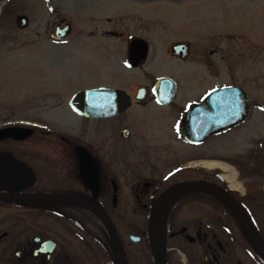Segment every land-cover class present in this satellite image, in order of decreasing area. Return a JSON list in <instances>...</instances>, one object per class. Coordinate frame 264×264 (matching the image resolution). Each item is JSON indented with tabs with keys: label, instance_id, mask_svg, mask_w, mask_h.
Instances as JSON below:
<instances>
[{
	"label": "flooded vegetation",
	"instance_id": "flooded-vegetation-1",
	"mask_svg": "<svg viewBox=\"0 0 264 264\" xmlns=\"http://www.w3.org/2000/svg\"><path fill=\"white\" fill-rule=\"evenodd\" d=\"M9 1L0 0V15ZM71 1L74 20L43 2L55 17L40 25L45 41L39 45L87 38L92 57L109 63L113 75H120V67L132 73L125 82H79L66 72L79 63L43 58L36 60L32 74L27 64L8 88L0 80V264H156L148 235L151 216L163 239L165 264H264L252 235L255 230L264 242V133L240 135L252 146L241 157L246 163L207 157L203 150L211 139L244 125L253 107L264 106L233 83L207 89L199 84L203 72L190 75L183 95L178 76L157 77L148 70L158 56L204 67V36L164 45L166 38L154 26L131 30L123 12L95 8L91 0ZM3 18L1 30L12 34L10 42L17 39L16 30L22 41L15 43L28 49L27 16ZM54 24H68V36L53 37ZM172 43L180 45L170 54ZM160 77L171 79L174 88L156 89ZM137 86L143 88L135 91ZM226 86L245 94L244 118L203 138L197 131L186 138L189 111ZM97 88L122 91L125 106L100 116L92 114V106L86 114L72 107L78 92ZM75 103L79 108L80 101ZM204 161L224 163L235 176L202 166ZM168 191L174 195L156 207ZM234 204L244 209L254 230Z\"/></svg>",
	"mask_w": 264,
	"mask_h": 264
},
{
	"label": "rangeland",
	"instance_id": "rangeland-1",
	"mask_svg": "<svg viewBox=\"0 0 264 264\" xmlns=\"http://www.w3.org/2000/svg\"><path fill=\"white\" fill-rule=\"evenodd\" d=\"M44 1L46 0H10L2 7L0 80L5 88H8L9 81L14 83V79L25 72L24 68L27 64L30 67V74L34 73L36 60L43 58L62 63H79L80 65L70 66V69L66 70L75 81L79 80V82L113 84L114 81L125 82L128 79L127 74L132 71L126 67L117 69L120 75L115 76L113 67L109 63L93 58L90 49L93 44L87 38H74L61 46L39 45L45 41L40 25L55 17L46 10ZM48 1L57 5L61 17L74 20L69 10L73 8L71 0ZM89 4L95 8L127 14L125 25L131 30L139 25L154 26L155 30L160 31L162 37L166 38L163 41L164 45L165 42L180 37L204 36L207 45L204 67L170 62L166 56H158V59L148 65V70L154 74L153 76L169 74L178 76L181 89L184 90L183 95L190 88L186 85L189 83L190 75L203 72L206 76L199 84L206 85L207 89L215 85L233 83L242 86L251 99L258 103L256 105L264 106V0H91ZM19 14H25L30 22L29 28L23 30L27 32L28 49H23L20 44L15 43L22 41L19 32L12 31L17 37L12 44L10 42L12 34H5L2 32L4 30H1L6 24L2 21L3 15L9 19V16ZM211 48H218L217 53L208 55ZM209 61H212L210 65H208ZM132 77L137 78L139 75L134 73ZM139 79L142 80V74ZM256 120L258 123H253ZM240 128L211 139L203 147L205 155L223 156L235 159L237 163H246L241 157H245L252 146L246 143L244 137L242 141L240 135L244 131V133L249 132L254 138L258 135L262 136L264 110L253 107V115ZM176 262L182 264L181 261L176 260Z\"/></svg>",
	"mask_w": 264,
	"mask_h": 264
},
{
	"label": "water",
	"instance_id": "water-1",
	"mask_svg": "<svg viewBox=\"0 0 264 264\" xmlns=\"http://www.w3.org/2000/svg\"><path fill=\"white\" fill-rule=\"evenodd\" d=\"M24 19V17H22ZM69 25L65 24L60 26L59 24H54L52 35L58 39H63L68 36ZM180 43H172L169 45L168 52L173 54L179 47ZM183 56V55H182ZM173 82L171 79L166 77H160L156 81V89H173ZM142 86L135 87V91L142 89ZM76 101H80V107H76ZM72 107L79 113L86 114L87 107L92 106L94 111L92 114L94 116L100 115H112L118 113L124 106L123 92L115 89L109 88H97L89 89L78 92L72 102ZM103 105V108H102ZM247 112L246 108V96L241 91L240 88L236 86H226L220 89L210 92L207 96L205 103L193 107L188 113L187 125L184 129V134L186 138L191 139L188 133L192 131L200 132L201 138L208 136L210 133H214L218 130L226 128L234 123L241 121ZM199 117L196 125H191L193 119ZM199 139V137L197 138ZM187 186V185H185ZM185 188L184 186H181ZM174 195L171 191L164 193L156 203L158 204L167 203L168 200ZM236 209L241 213L243 217H247L244 209L238 205L234 204ZM85 206V204H83ZM155 206L152 211H154ZM245 213V215H244ZM154 216H151V220L148 224V235L149 241L152 249V254L156 264H165L164 249H163V239L157 237L156 226L153 220ZM247 224L250 229L253 226L247 217ZM112 228V227H111ZM113 229V228H112ZM255 238L253 243L259 255L264 260V242L255 232H252ZM160 239V240H159Z\"/></svg>",
	"mask_w": 264,
	"mask_h": 264
},
{
	"label": "bare ground",
	"instance_id": "bare-ground-1",
	"mask_svg": "<svg viewBox=\"0 0 264 264\" xmlns=\"http://www.w3.org/2000/svg\"><path fill=\"white\" fill-rule=\"evenodd\" d=\"M202 166L208 167V168H214V167H220L223 170H227L229 171L231 177L233 178L235 176V171L233 168H230L228 165L224 164V163H219V162H215V161H204L200 163ZM157 236L159 235V229L157 227ZM159 238V237H158ZM160 240V239H159Z\"/></svg>",
	"mask_w": 264,
	"mask_h": 264
}]
</instances>
